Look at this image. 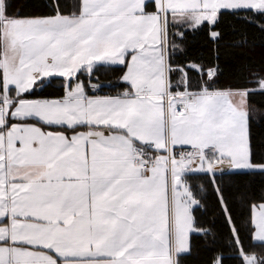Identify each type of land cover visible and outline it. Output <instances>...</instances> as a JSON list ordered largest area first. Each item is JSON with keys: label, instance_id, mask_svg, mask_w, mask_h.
I'll list each match as a JSON object with an SVG mask.
<instances>
[{"label": "crops", "instance_id": "crops-1", "mask_svg": "<svg viewBox=\"0 0 264 264\" xmlns=\"http://www.w3.org/2000/svg\"><path fill=\"white\" fill-rule=\"evenodd\" d=\"M149 2L155 11L146 13ZM223 10L264 11V0H97V20L120 27L136 23L143 30V38H138L141 47L148 54L140 60L148 64L157 59L166 66L167 48L166 53L165 46L156 52L149 45L150 34L158 28L164 34L169 22L193 27L211 24ZM78 31L47 26L18 29L4 37L0 28L3 52L18 46L22 51L13 60L10 57L8 76L4 65L0 94V264H175L179 255L172 245L166 246L172 241V225L175 241L179 205L172 162L162 157L156 165L168 179L165 190L159 187L158 172L144 175L139 171L134 150L141 146L161 153L197 149L196 159L175 161L180 181L206 157L210 174L224 170L264 173V165L251 164L246 157L228 160L213 145L176 144L169 128L170 123L189 117L196 98L241 92L188 93L192 102L181 117L174 115V104L182 93L169 91L168 70L166 91L159 93L149 92L151 79L144 77L145 83L139 85L135 79L127 84L130 90L116 96H92L78 84L66 87L59 99L8 96L10 88L19 95L30 90L23 88L30 79L64 75L69 55L49 50L52 37L62 38L63 45L71 44ZM121 33L117 32L120 40L126 38ZM54 66L59 67L52 71ZM44 70L47 74L37 76ZM76 128L80 130L68 132ZM216 136L220 137L219 132ZM231 144L227 149L233 150ZM251 219L253 241L264 243V204L254 206Z\"/></svg>", "mask_w": 264, "mask_h": 264}, {"label": "trees", "instance_id": "trees-1", "mask_svg": "<svg viewBox=\"0 0 264 264\" xmlns=\"http://www.w3.org/2000/svg\"><path fill=\"white\" fill-rule=\"evenodd\" d=\"M80 7L81 0H2L6 18L75 17ZM154 11L151 2L145 5L144 12ZM212 33H216L215 38ZM166 48L171 93L246 92L249 160L264 165V11L223 10L213 24L197 27L169 22ZM1 52L0 36V58ZM125 71L126 65H96L89 75L81 71L68 80L41 79L20 95L10 88L8 96L59 99L66 87L77 82L89 95L94 87L116 96L130 90L122 81ZM182 178L196 201L191 210L196 231L190 235L188 253L177 256L175 264H214L217 260L219 264H245L246 256L264 264V243L253 241L251 219L254 206L264 204V173H187Z\"/></svg>", "mask_w": 264, "mask_h": 264}, {"label": "rangeland", "instance_id": "rangeland-1", "mask_svg": "<svg viewBox=\"0 0 264 264\" xmlns=\"http://www.w3.org/2000/svg\"><path fill=\"white\" fill-rule=\"evenodd\" d=\"M82 1L85 3V7L82 8ZM2 7V4L0 5ZM40 21H50L46 22ZM105 20H97V0H81V7L79 14L72 18H67V16H54L47 19L44 18H6L3 15L2 9L0 8V23L1 30L4 32V37L8 32L12 34L18 29H30V28H45L52 27V29H77L78 37L71 44L63 45L62 38L52 37L54 39L53 45L50 47V51L64 52L69 55V64L62 68V73L64 75L50 77H62L65 79H70L74 77L81 71H86V75L92 71L96 65H110V66H124L126 65V71L123 75L122 81L125 84L129 82L145 83L144 77L151 79L150 87L151 93H159L166 91V76H167V66L166 63L161 62V60L154 59V61L146 64V62L141 61L142 56L148 55L146 53V48L141 47L142 43L139 40L143 38L142 28L134 23L133 25H128L126 27L117 26V24H110L108 22H103ZM212 22L211 24H213ZM210 24V25H211ZM155 33L150 34L149 41L152 42L149 45H153L156 48V52H160L159 49L165 46L166 53V31L163 34V28H158ZM123 30L122 35L125 34L126 38L120 40L117 32ZM13 31V32H12ZM212 37H216V33H212ZM139 38V39H138ZM126 40V41H125ZM125 41V42H122ZM143 44L146 42L142 40ZM148 45V44H147ZM13 46V43H11ZM20 47V46H18ZM16 48L10 50L5 49L1 52L0 58V71L1 77L3 79L4 65L6 67L7 76L10 73V64L13 56L18 53L21 48ZM28 48V47H27ZM26 48V52H27ZM30 48V47H29ZM25 52V51H23ZM67 52V53H66ZM4 55V57H3ZM150 56V55H149ZM151 58V56L149 57ZM5 59V61H2ZM59 66H54L52 71L57 70ZM51 72V71H47ZM42 73V74H41ZM37 76H44L46 70L37 73ZM43 77H41L42 79ZM38 81V80H37ZM28 81V85H23L25 89H32L34 84L37 82ZM35 82V83H34ZM81 85L80 82H77ZM76 85V84H75ZM29 86V87H28ZM94 89V87H92ZM232 91L218 92L221 94L231 93ZM241 92L237 95H223L214 97H198L194 104L189 107V117L183 120L181 123L172 122L169 128L172 131V136L176 144L193 142L195 146L213 145L214 149L219 150L223 154L224 158L228 160L233 159L235 156L237 158L246 157L249 160V149H248V137H247V102L245 92ZM234 92V93H237ZM233 93V92H232ZM244 93V94H243ZM120 95V94H119ZM189 95V96H188ZM175 102H181L183 100H192L190 94ZM190 97V98H188ZM173 104V101L171 102ZM174 104V106H175ZM216 132H219L220 137L214 138ZM198 135V139L196 137ZM211 138V139H210ZM217 139V141H216ZM232 143V144H231ZM231 144L233 150H229L228 145ZM197 150V149H196ZM172 151V150H171ZM199 156V151L197 150ZM165 158L164 156H162ZM161 157V158H162ZM196 157V158H197ZM195 158V159H196ZM165 160H167L165 158ZM194 159L189 160L192 161ZM177 161V160H176ZM250 161V160H249ZM167 162V161H166ZM172 180L173 186L177 195V201L179 199V205L176 206L175 211V235L173 243V225L171 228V243L167 242L166 246H171L175 249L177 255L187 254L189 251V238L192 233H195L193 226V220L191 216V210L196 206V201L193 199L191 192L185 183L181 180L179 176L176 177V167L177 163L172 160ZM179 162V161H178ZM185 162V161H184ZM196 171L194 173H212L211 165L208 162V158L199 159ZM157 165V164H156ZM228 164L226 165V167ZM156 167V166H155ZM223 167V168H226ZM236 166L229 165V168H234ZM158 168H154L151 174L158 172L160 174L159 187L167 190L168 189V179L165 173H159ZM158 170V171H157ZM222 172H227L224 170ZM192 173L185 172L184 174ZM145 175V174H144ZM171 219V216H170ZM173 222V221H172ZM169 240V241H170ZM245 264H256L255 258L253 256L244 257ZM214 264H219V260L215 261Z\"/></svg>", "mask_w": 264, "mask_h": 264}, {"label": "built area", "instance_id": "built-area-1", "mask_svg": "<svg viewBox=\"0 0 264 264\" xmlns=\"http://www.w3.org/2000/svg\"><path fill=\"white\" fill-rule=\"evenodd\" d=\"M90 95L106 96V94H104V92L100 88L91 89ZM182 95H184L185 97L188 94ZM191 102L192 100L190 101L189 99L176 103L174 106V115L177 117L184 116L188 105ZM197 155V150L191 147L178 148L172 151H167L166 153L155 151L152 147L149 146L136 147L134 150L135 163L137 164L139 171L145 175L149 174L155 168L156 164L162 156H164L167 159V163L170 164L172 160L186 162L191 159H195Z\"/></svg>", "mask_w": 264, "mask_h": 264}]
</instances>
